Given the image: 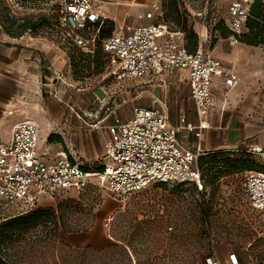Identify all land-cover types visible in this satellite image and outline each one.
<instances>
[{"label":"rangeland","instance_id":"1","mask_svg":"<svg viewBox=\"0 0 264 264\" xmlns=\"http://www.w3.org/2000/svg\"><path fill=\"white\" fill-rule=\"evenodd\" d=\"M153 1L107 0L104 7L108 19L99 28L90 26L62 40L56 14L15 13L4 0H0V25L5 31L19 33L18 24L30 19L33 23L31 30L20 35L43 37L44 41H53L63 50L65 62L61 66V77L52 80L56 86L55 95L49 86L52 81L39 75L38 66L25 80H30L26 94H21L23 89L28 88L26 85L23 87L24 81L16 80V85L12 80L8 83L21 92L19 103L29 116L39 122L45 142L53 136H60L58 141L53 142L55 149L64 150L68 157L85 162L84 158L90 153L88 141L91 130L81 121L66 127L65 119L60 124L58 115L63 111V117H66L70 106L78 111L96 109L104 88L113 91L110 101L114 103L134 94L136 86L131 80L118 81L107 74L101 39L114 33L123 18L130 24L148 22L145 12ZM156 1L159 4V12L155 16L157 20L182 31L189 47L193 42L189 32L193 30L197 34L199 43L201 27H204V48L212 50L225 68L238 73V81L233 86L226 87L222 78L215 83L216 103L224 108L221 126L231 119L233 123L242 125L244 131L249 128L255 134L264 132V44L246 43L239 37L229 39L230 33L225 35L223 29L215 27L218 23L227 26L230 0ZM245 29L244 25L242 32ZM19 72L22 73V70ZM59 97L62 101L58 100ZM50 112L57 117L51 125ZM103 114L102 110L99 117ZM94 132L92 137L96 135ZM242 148L232 147L201 156V188L183 181H155L121 200L107 188L94 186L83 193L70 189L38 204L56 206L66 198L81 199L82 213L79 211L75 216L79 221H90L92 207L99 215L108 241L118 242L117 237L123 239L132 264H205L208 256L225 261L230 250L257 259L264 258V212L251 206L239 182L243 181L248 171L264 170V163L246 152V146ZM236 159L239 160L238 165H228L230 160ZM202 196L212 200L213 209L218 211L220 219L214 224L210 236L206 235L210 239L209 244L194 225L188 224L189 207L193 199L199 200ZM20 210L17 205H0V219ZM120 212L123 213L120 221L115 223V217ZM134 231L136 235L131 236Z\"/></svg>","mask_w":264,"mask_h":264},{"label":"built area","instance_id":"2","mask_svg":"<svg viewBox=\"0 0 264 264\" xmlns=\"http://www.w3.org/2000/svg\"><path fill=\"white\" fill-rule=\"evenodd\" d=\"M4 1L15 13L56 14L62 40L90 26L99 28L108 19L101 9L104 0ZM252 2L230 0L229 39H236L242 32ZM145 17L147 23H120L114 33L101 39L107 74L122 81L186 70L198 126L205 128L203 116L216 103L214 78H222L230 87L238 81V74L224 70L221 61L208 50H188L183 32L157 20L152 7ZM103 92L98 107L83 112L85 124L108 135L102 160L88 163L63 154L48 161L39 148L37 122L25 118L13 126L10 140L0 144L1 206L17 205L21 208L18 212H23L41 200L89 185L103 186L121 200L155 181H183L201 188L197 159L202 152L192 151L180 141L177 128L168 124L164 107L156 97L149 106L137 107L131 117L122 119L117 113L118 104L110 101L113 91L104 88ZM102 110L104 114L99 117ZM245 151L264 163L261 145L254 144ZM239 182L251 206L264 212V170L248 171ZM205 264H264V258L230 250L225 261L208 256Z\"/></svg>","mask_w":264,"mask_h":264},{"label":"crops","instance_id":"3","mask_svg":"<svg viewBox=\"0 0 264 264\" xmlns=\"http://www.w3.org/2000/svg\"><path fill=\"white\" fill-rule=\"evenodd\" d=\"M105 3H108L107 0H104L101 4V9L103 14L108 17L104 7ZM116 3L119 4V2ZM149 4L148 9L152 7L154 15L156 16V13L159 12L158 2L154 0ZM120 22H124V24L131 26L138 25L127 23L125 18L120 20ZM203 29L204 27H201V36H199L197 48L200 47L203 50L210 51L221 61L212 50L204 48L203 45L206 43V40L202 38L204 36ZM44 40L45 38L43 37H32L30 35L28 38L25 35L9 36L0 25V144L7 143L10 140L13 126L17 122L25 118L33 119L37 122L39 129V148L45 153V155H43L44 158L50 161L59 157V155H66L64 150L55 149L53 143L55 140L58 141L60 136H53L49 141L46 140L45 142L43 139L44 133L40 129L39 122L36 118L26 113L24 107L19 103L21 100L19 101L18 97L21 92L23 95L29 91L30 80L28 82L25 80L29 79L34 67H39V75L42 78L51 81L59 78L56 76V72L62 73L61 66L63 62H65L63 50L56 46L53 41L46 42ZM222 68L226 71H235L225 68L223 64ZM19 70H22V73H20ZM217 79H220V77L214 78V94H216L215 83ZM11 80L14 81V85H16V80L24 81L22 84L23 87L26 85L28 88L20 92L17 87L14 85L12 87V84L8 83V81L11 82ZM129 80L132 81V85L136 86L134 88V94L116 102L118 104L117 113L122 119L131 117L137 107L149 106L151 104V99L156 97L164 107L168 124L177 128L178 138L192 151H200L202 155H204L226 151L232 147H236V149L239 147V149L242 150V146L248 148L254 144H259L264 148V132L255 134L254 131H251L249 128L244 131L242 130V125H239L238 122L233 123L231 119L228 120L227 124L221 126L224 108L222 109V105L220 106L217 103L212 105L203 116V121L207 126L200 129L194 102L189 92L188 72L186 70H174L171 72H163L155 76L128 79V81ZM122 81L124 82L127 80ZM49 86L52 87V94L55 95L56 86L54 83H49ZM58 100L62 101L60 97ZM84 111V109L78 111L73 106H70V113L66 117H63L65 113L63 111L58 115L60 117V124L61 122L63 123V119H65V125L69 128L78 121L87 125L84 122L86 119L83 114ZM49 117L51 125L53 121H56L57 117L54 112H50ZM215 120L216 123H214ZM188 124H191V126H188ZM87 127L91 130L88 141L90 153H88V157L84 158V161L88 163H99L104 156L105 140L108 135L96 131L95 128L89 125H87ZM92 131L96 134L94 137L91 136L93 135ZM114 210L110 211V213L114 212ZM61 238L72 245L90 244L96 248L104 247L109 242L106 231H103L101 228L98 214H96L94 225L88 231L62 233Z\"/></svg>","mask_w":264,"mask_h":264},{"label":"trees","instance_id":"4","mask_svg":"<svg viewBox=\"0 0 264 264\" xmlns=\"http://www.w3.org/2000/svg\"><path fill=\"white\" fill-rule=\"evenodd\" d=\"M32 26V20L25 19L18 24L19 33H11L7 29L6 32L11 36H18L31 30ZM215 27L223 29L225 35L230 33L228 27L221 23ZM245 27L238 36L242 41L264 44V0H253ZM100 35H104L103 32ZM189 37L193 41L192 45L189 47L186 40L185 45L188 50L194 51L197 48V34L191 30ZM101 50L103 51L102 46ZM201 159L202 157L197 160L198 166ZM238 161L230 160L228 165H238ZM199 168L202 173L200 166ZM94 186L96 185H89L83 190H71L83 193ZM81 205V199L66 198L56 206L40 203L27 211L0 219V264H132V257L122 238L117 237L118 242H109L100 248L90 244L72 245L62 240V233L88 231L94 225L96 214L92 207L90 221H79L78 216H75L79 211L82 213ZM213 208L212 200H206L203 196L199 200L193 199L189 207L188 224L194 225L199 235L208 239L207 244L210 239L206 235L210 236L214 224L220 220L218 211ZM122 214H117L115 223L120 221ZM132 235H136L135 231Z\"/></svg>","mask_w":264,"mask_h":264}]
</instances>
